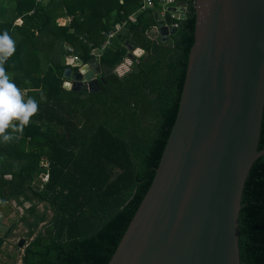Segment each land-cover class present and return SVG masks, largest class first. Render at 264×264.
<instances>
[{"label": "trees", "instance_id": "trees-1", "mask_svg": "<svg viewBox=\"0 0 264 264\" xmlns=\"http://www.w3.org/2000/svg\"><path fill=\"white\" fill-rule=\"evenodd\" d=\"M24 1L15 6L13 20H0V33L7 30L16 42L5 68L30 96L39 99L31 90L43 86L47 102L40 103L22 139L0 143V201L22 208L19 221L30 240L21 264H108L154 179L176 119L194 42V6L188 1L177 32L160 43L146 34L156 25L151 10L130 19L140 7L137 0ZM66 15L70 24L59 27L56 18ZM124 21L127 26L99 60L98 90H66L63 74L70 66L60 63L65 53L55 44L71 45L87 64L103 33ZM126 45L143 55L118 77L114 70ZM263 149L264 109L258 150ZM42 159L48 169L40 168ZM47 211L51 218L45 223ZM239 230L240 264H264V155L246 180ZM3 245L0 236V253Z\"/></svg>", "mask_w": 264, "mask_h": 264}, {"label": "water", "instance_id": "water-1", "mask_svg": "<svg viewBox=\"0 0 264 264\" xmlns=\"http://www.w3.org/2000/svg\"><path fill=\"white\" fill-rule=\"evenodd\" d=\"M177 6L184 20L185 1ZM194 11L176 119L154 179L108 264H240L243 190L264 155L258 150L264 0H196ZM153 17L165 43L178 28L165 27L157 12ZM126 48L133 61L143 55ZM87 64L92 71L85 77L64 70L74 82L71 91L91 93L103 82L101 65L95 59Z\"/></svg>", "mask_w": 264, "mask_h": 264}, {"label": "clouds", "instance_id": "clouds-1", "mask_svg": "<svg viewBox=\"0 0 264 264\" xmlns=\"http://www.w3.org/2000/svg\"><path fill=\"white\" fill-rule=\"evenodd\" d=\"M16 42L7 30L0 33V143L9 144L23 138L24 129L31 123V119L39 111L41 102H47L43 86L31 91L38 93L39 99L28 95V89L20 88L12 79L6 63L15 54ZM92 68L89 64L79 67V74L85 77ZM86 80L80 83L85 84ZM73 80L65 78L64 87L72 90ZM6 203L0 201V204Z\"/></svg>", "mask_w": 264, "mask_h": 264}, {"label": "built area", "instance_id": "built-area-1", "mask_svg": "<svg viewBox=\"0 0 264 264\" xmlns=\"http://www.w3.org/2000/svg\"><path fill=\"white\" fill-rule=\"evenodd\" d=\"M137 1L140 6L138 9V13L143 12L145 10H151L153 15L154 12H157L159 20L164 21L165 23L164 26L167 28L171 26L178 28V24H179L178 21L180 20L181 13L178 11L179 7L177 6V4L180 1H185V6L183 7L185 10V14L188 9V1H190V4L193 6H195V2H196V0H137ZM171 8H175V10L172 11ZM134 16L135 15H132L130 17H134ZM68 21L70 22L71 18ZM126 26H127V21L120 22L117 23L115 26H113L111 29H109L107 32H104L103 35L105 38L103 42L100 44V46L92 47L90 49L89 55L91 59H95L99 63V60L103 52L106 50V48H108L112 44L113 40ZM146 34L150 39L159 40V42L162 43L159 39L161 37L159 28L156 25H154ZM167 42L168 41H166L165 43ZM64 51H65V58L68 60H72V62L74 63L71 69L72 70L76 69L73 71L79 70V67L82 66L83 63L80 61L78 55L76 54L74 47H72L69 44H65ZM128 54L129 53L127 51V54L123 62L120 65H118L114 70V73L118 77H122L130 71L133 60L128 58ZM48 166L49 164L46 160L41 161L40 168L48 169ZM17 209L20 213H22V208L17 207Z\"/></svg>", "mask_w": 264, "mask_h": 264}, {"label": "rangeland", "instance_id": "rangeland-1", "mask_svg": "<svg viewBox=\"0 0 264 264\" xmlns=\"http://www.w3.org/2000/svg\"><path fill=\"white\" fill-rule=\"evenodd\" d=\"M1 4V2H0ZM142 13V12H139ZM138 13V14H139ZM169 22V21H168ZM61 51V48H60ZM147 55H144L143 61L146 62L148 59ZM66 60V61H65ZM64 61L70 66H73L72 60L64 59ZM63 61V62H64ZM2 164L4 162H1ZM13 166L11 168L12 170H18L19 169V163H14V161L10 162ZM5 166V164H4ZM8 166V165H7ZM1 168V167H0ZM36 185H39L41 183V178H37L35 181ZM39 212H43L45 209L43 206L38 207ZM17 208H15L14 204L4 205L0 204V236L4 238V245L1 249L0 253V264H21L20 257L21 253L24 249V247L29 242V238L26 235V229L24 225L19 221L20 217L17 212ZM17 215V216H16ZM47 220L45 223H47L51 218V212L47 211ZM14 221L15 225L11 229V232H7L10 228L9 221ZM44 225V224H43ZM42 231L45 233L46 228H42ZM23 240V245L21 248L17 247V244Z\"/></svg>", "mask_w": 264, "mask_h": 264}, {"label": "crops", "instance_id": "crops-1", "mask_svg": "<svg viewBox=\"0 0 264 264\" xmlns=\"http://www.w3.org/2000/svg\"><path fill=\"white\" fill-rule=\"evenodd\" d=\"M24 0H0V2H1V4H0V7H1V9H0V20H2V21H11V20H13L14 18H15V6L18 4V3H20V2H23ZM34 2H38L40 5H46L47 4V0H33ZM25 2V1H24ZM3 8V9H2ZM144 12V11H143ZM138 10H137V12H135L134 14H132V15H135L134 17H130V19H134L138 14ZM131 15V16H132ZM153 16V15H152ZM71 18V20H72V17H70V16H60V17H57L56 18V24L59 26V27H64V26H67V25H69L70 24V22L68 21L69 19ZM65 44H67V43H60V42H57L56 44H55V46L57 45L58 46V48L60 47L61 48V51L59 50V52L60 53H65L64 51H63V49H64V45ZM128 51V50H127ZM127 54V53H126ZM63 59H66L65 58V56H64V58H63V56H61L60 57V63H63L62 61H63ZM34 60V59H33ZM66 61V60H65ZM64 61V63H66ZM62 65V64H61ZM42 160H45V159H42ZM41 160V161H42ZM41 163V162H40ZM13 204H14V206H15V208H17L18 206L14 203V202H12ZM11 203V204H12ZM2 206H4L3 204H2ZM17 212H19L18 210H17ZM20 213V212H19Z\"/></svg>", "mask_w": 264, "mask_h": 264}]
</instances>
